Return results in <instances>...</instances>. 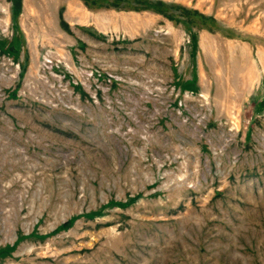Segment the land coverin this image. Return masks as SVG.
Listing matches in <instances>:
<instances>
[{"label": "rangeland", "instance_id": "374dc122", "mask_svg": "<svg viewBox=\"0 0 264 264\" xmlns=\"http://www.w3.org/2000/svg\"><path fill=\"white\" fill-rule=\"evenodd\" d=\"M0 264H264V0H0Z\"/></svg>", "mask_w": 264, "mask_h": 264}]
</instances>
